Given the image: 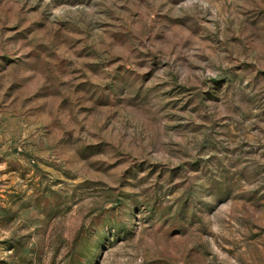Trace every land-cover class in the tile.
<instances>
[{
  "label": "rangeland",
  "instance_id": "374dc122",
  "mask_svg": "<svg viewBox=\"0 0 264 264\" xmlns=\"http://www.w3.org/2000/svg\"><path fill=\"white\" fill-rule=\"evenodd\" d=\"M0 264H264V0H0Z\"/></svg>",
  "mask_w": 264,
  "mask_h": 264
}]
</instances>
